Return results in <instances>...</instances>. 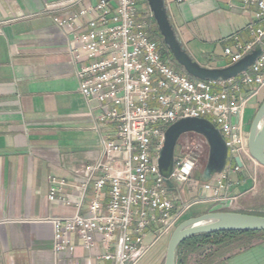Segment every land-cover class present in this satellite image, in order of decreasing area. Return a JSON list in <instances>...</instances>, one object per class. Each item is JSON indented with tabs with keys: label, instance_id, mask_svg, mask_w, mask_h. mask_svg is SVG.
<instances>
[{
	"label": "built area",
	"instance_id": "built-area-1",
	"mask_svg": "<svg viewBox=\"0 0 264 264\" xmlns=\"http://www.w3.org/2000/svg\"><path fill=\"white\" fill-rule=\"evenodd\" d=\"M90 1L46 5L43 13L69 35L67 54L76 67L81 97L98 105L99 122L113 124L116 133L113 139H101L98 158L81 181L83 191L92 183L86 214L51 220L53 251L70 257L56 264H137L199 203L184 202V187L203 148L208 155L202 136L182 134L170 175L165 178L159 171L165 131L175 122L205 119L218 129L227 148L226 166L202 183L200 191L208 193L206 200L212 203L226 205L235 199L229 192L238 182L231 175L241 167L234 158L247 148L244 111L264 92V49L234 78L192 79L171 68L147 0ZM143 6L147 8L141 10ZM242 8H252V40L236 42L235 51L225 48L230 65L264 38V0H242ZM48 198L55 199L53 194ZM74 236L87 252L83 261L72 257Z\"/></svg>",
	"mask_w": 264,
	"mask_h": 264
},
{
	"label": "crops",
	"instance_id": "crops-1",
	"mask_svg": "<svg viewBox=\"0 0 264 264\" xmlns=\"http://www.w3.org/2000/svg\"><path fill=\"white\" fill-rule=\"evenodd\" d=\"M63 1L0 0V264L69 260L53 251L51 220L86 214L92 183L83 191L81 181L98 158L101 139L116 133L113 124L99 122L98 105L81 97L67 54L69 35L43 13ZM164 2L179 41L201 67L229 66L225 48L235 51L236 42L252 40V8L244 10L242 0ZM243 124L247 133L244 115ZM240 171L231 175L238 182L229 192L235 199L249 184ZM196 194L209 196L200 186ZM198 204L212 206L208 212L217 208L209 200ZM73 241L72 257L83 261L87 252L76 236ZM163 244L154 264L164 259ZM186 264H264V233L236 236L205 256H189Z\"/></svg>",
	"mask_w": 264,
	"mask_h": 264
},
{
	"label": "water",
	"instance_id": "water-1",
	"mask_svg": "<svg viewBox=\"0 0 264 264\" xmlns=\"http://www.w3.org/2000/svg\"><path fill=\"white\" fill-rule=\"evenodd\" d=\"M147 2L163 43L181 70L192 79L218 81L234 78L246 71L264 49L263 38L260 44L237 63L224 68L201 67L189 56L179 41L164 0H147ZM189 132L199 134L208 144V160L201 182H209L224 170L228 153L218 129L205 119H183L167 128L158 160L160 174L168 178L172 170L175 145L182 134ZM247 152L256 164L264 167V99L249 125ZM234 162L238 167L242 166L239 157H235ZM167 186L171 187V184L167 182ZM220 232H264V216L238 212H208L188 218L171 232L162 264H176L178 247L187 239Z\"/></svg>",
	"mask_w": 264,
	"mask_h": 264
},
{
	"label": "rangeland",
	"instance_id": "rangeland-1",
	"mask_svg": "<svg viewBox=\"0 0 264 264\" xmlns=\"http://www.w3.org/2000/svg\"><path fill=\"white\" fill-rule=\"evenodd\" d=\"M145 8H147V6L141 7V10H145ZM154 28L158 33L159 39L161 41L162 49L167 54L170 60L171 68H173L177 72H182L179 65H177V63L174 61L173 57L171 56L168 48L163 43L156 25ZM263 99H264V92H261L260 95L255 100H252L247 105L244 111V123L245 125H247L246 126L247 133H248L249 125L256 113V110L258 109ZM256 101L257 103L255 104ZM239 156L241 159L243 158V162H244L243 169L240 172H242V177L245 180H248L249 184L246 185V188L243 190V192L238 197H236V199L233 200L229 205L228 204L221 205L220 203H215V206L217 208L216 210H214V212H238V213H244V214L264 216V167H261L260 165L256 164L249 157L247 148L244 151L240 152ZM207 160H208V155H207L205 148H203V153L196 166L194 175L190 179L189 183H187L186 186L184 187V191L186 194L185 200H184L185 203H190V202H193L194 200L199 201V203L206 202V200L199 198L196 195V193H197L199 186L202 184L201 177L206 167ZM194 195L196 196L192 198ZM210 207L212 206H207L203 204H197V206L193 205V207L189 208L186 211L185 215L181 218L179 223H181L182 221L188 218H192V217H196V216L208 213L206 209ZM202 211H205V212L202 213ZM169 236L163 237L158 242V244L150 250L147 256H145L140 261L139 264H154L156 260V258L154 257L160 254V251L158 250L162 248V246H164L163 243L168 242ZM192 259L194 260V258ZM162 263H163V259L160 264Z\"/></svg>",
	"mask_w": 264,
	"mask_h": 264
},
{
	"label": "trees",
	"instance_id": "trees-1",
	"mask_svg": "<svg viewBox=\"0 0 264 264\" xmlns=\"http://www.w3.org/2000/svg\"><path fill=\"white\" fill-rule=\"evenodd\" d=\"M260 233L264 232H220L192 237L178 247L176 264H186L189 256H205L213 247L222 246L236 236H254Z\"/></svg>",
	"mask_w": 264,
	"mask_h": 264
}]
</instances>
